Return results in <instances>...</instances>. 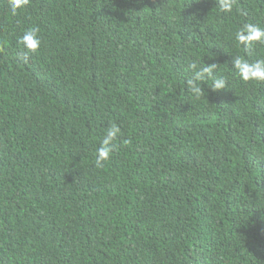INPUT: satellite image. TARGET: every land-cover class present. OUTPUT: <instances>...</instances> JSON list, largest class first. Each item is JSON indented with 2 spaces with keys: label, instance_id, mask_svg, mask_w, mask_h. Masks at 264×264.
<instances>
[{
  "label": "trees",
  "instance_id": "16d2710c",
  "mask_svg": "<svg viewBox=\"0 0 264 264\" xmlns=\"http://www.w3.org/2000/svg\"><path fill=\"white\" fill-rule=\"evenodd\" d=\"M246 23L264 0H0V264H264V82L232 63L264 59ZM193 63L228 84L194 95Z\"/></svg>",
  "mask_w": 264,
  "mask_h": 264
},
{
  "label": "clouds",
  "instance_id": "9594fccd",
  "mask_svg": "<svg viewBox=\"0 0 264 264\" xmlns=\"http://www.w3.org/2000/svg\"><path fill=\"white\" fill-rule=\"evenodd\" d=\"M28 3L29 0H9L12 14L15 15ZM218 3L220 10L223 12H230L232 10L233 0H218ZM39 31L38 27H32L26 29L20 36L19 43L25 50L20 58L24 61H27L29 53H35L40 49L42 39ZM235 38L242 46H248L254 42H264V27L246 23L236 32ZM232 63L233 68L243 81L264 82V59H257L253 62H249L246 59L235 57ZM190 69L192 71V78L189 79L187 83L189 90L196 96H200L203 93L200 82L206 79L212 82L210 88L214 92L223 90L228 84L224 77L214 74L216 70L215 63L199 68L193 63L190 65ZM120 132L121 129L116 124H112L107 130L106 135L101 141L100 147L97 149L96 163L98 166L110 157L114 146L113 141Z\"/></svg>",
  "mask_w": 264,
  "mask_h": 264
}]
</instances>
